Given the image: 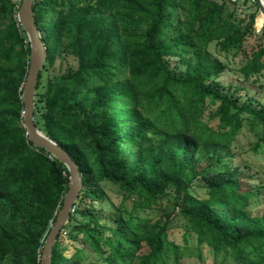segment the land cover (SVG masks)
Listing matches in <instances>:
<instances>
[{"label": "trees", "instance_id": "obj_1", "mask_svg": "<svg viewBox=\"0 0 264 264\" xmlns=\"http://www.w3.org/2000/svg\"><path fill=\"white\" fill-rule=\"evenodd\" d=\"M244 2L260 9L252 0ZM238 3L35 0L34 17L47 47L35 123L70 153L83 184L58 235L52 264H131L143 243L150 252L139 264L171 259L181 264V248L168 240V222L150 227L140 216L141 210L161 209L172 195L200 246L231 256L235 264H264V217L248 210L256 193L243 185L247 175L224 161L243 126V113L264 130V104H240L238 89L218 90L223 65L208 51L213 42L224 52L243 50L255 15L245 27L237 17ZM20 4L2 0L0 8L8 19L0 31V264H41L69 171L34 147L24 126L30 43L18 21ZM70 56L77 68L52 75L57 61ZM263 70L264 47L242 72L250 79ZM208 104H218L209 117L218 119L216 128L203 121ZM203 159L208 165L198 169ZM198 180L206 198L193 194ZM105 183L135 198L132 210L120 208L107 222L96 211L106 196ZM64 234L69 240L81 237L84 247L67 257Z\"/></svg>", "mask_w": 264, "mask_h": 264}, {"label": "rangeland", "instance_id": "obj_2", "mask_svg": "<svg viewBox=\"0 0 264 264\" xmlns=\"http://www.w3.org/2000/svg\"><path fill=\"white\" fill-rule=\"evenodd\" d=\"M231 1L236 2L237 0ZM238 2L237 17L246 21L245 27L250 25L251 17L255 15L253 30L246 38L243 50L239 53L235 51L224 52L217 42L209 45L208 51L223 65L222 73L216 79L215 85H217L218 90L228 94L238 89L240 104L250 102L251 100L264 104V70L261 74L253 76L250 79H246L242 72L251 55L264 47V24L261 27L258 25L259 17L264 16V14L261 9H257L252 3L245 4L244 0H238ZM1 6L2 0H0V8ZM7 23V17L1 16L0 12V31L5 29ZM77 64V60L72 56L68 57L65 61L59 59L52 71V75L60 76L61 74H65L70 69H76ZM217 107L218 104H208L203 118V121L213 128L219 125V121L218 119H209V117L215 112ZM254 107L261 109L262 106L255 104ZM241 118L243 126L236 135L231 148L228 149L224 161L230 169H239L242 174L247 175L248 182L245 180L243 185L253 189L256 193V197L251 199V206L248 210L252 216L264 217V142L260 141L264 130L261 125L257 127L252 126V117L247 112L243 113ZM258 144L260 147L255 150ZM206 165H208V161L203 159L199 163L198 169ZM200 185H203L202 182L200 180L196 181L193 194L196 197L206 198L207 190ZM103 187L106 196L96 206V211L103 222H107L120 208L125 213L132 210L135 198L127 197L126 193L119 186L111 183H105ZM140 216L143 219L149 220L150 227H162L168 222V240L181 248V264H235L231 256L225 258L224 254H215L206 244L200 246L197 242V236L187 232L186 219L176 205L173 195L162 204L161 209L141 210ZM110 224L115 227L112 220ZM63 238L64 245L69 251L65 253L67 257L74 253L75 248L84 247L81 241H79L81 237L78 240H69L68 235L64 234ZM141 247V250L137 253L136 258L131 264H139L141 258L150 252L149 247L145 243ZM95 259H97L96 254H93L91 260L94 261ZM94 264H106V262L99 261ZM169 264H172V259Z\"/></svg>", "mask_w": 264, "mask_h": 264}, {"label": "water", "instance_id": "obj_3", "mask_svg": "<svg viewBox=\"0 0 264 264\" xmlns=\"http://www.w3.org/2000/svg\"><path fill=\"white\" fill-rule=\"evenodd\" d=\"M264 14V0H252ZM18 21L26 32L30 43V62L26 81L22 89L24 103V126L29 140L34 147L51 154L69 171L68 190L64 197L62 208L44 243L41 264H52L54 246L58 235L71 218L75 204L83 191L82 177L79 166L70 153L44 133L35 123L36 91L40 74L47 61V47L41 38L34 17L35 0H20Z\"/></svg>", "mask_w": 264, "mask_h": 264}, {"label": "bare ground", "instance_id": "obj_4", "mask_svg": "<svg viewBox=\"0 0 264 264\" xmlns=\"http://www.w3.org/2000/svg\"><path fill=\"white\" fill-rule=\"evenodd\" d=\"M264 24V16H260L258 20V25L261 27Z\"/></svg>", "mask_w": 264, "mask_h": 264}, {"label": "built area", "instance_id": "obj_5", "mask_svg": "<svg viewBox=\"0 0 264 264\" xmlns=\"http://www.w3.org/2000/svg\"><path fill=\"white\" fill-rule=\"evenodd\" d=\"M74 210H75V206H74V209H73V212L72 213H74Z\"/></svg>", "mask_w": 264, "mask_h": 264}]
</instances>
